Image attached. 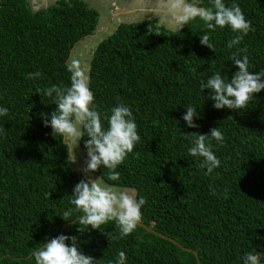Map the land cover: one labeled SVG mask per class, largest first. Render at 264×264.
I'll return each mask as SVG.
<instances>
[{
    "label": "trees",
    "instance_id": "1",
    "mask_svg": "<svg viewBox=\"0 0 264 264\" xmlns=\"http://www.w3.org/2000/svg\"><path fill=\"white\" fill-rule=\"evenodd\" d=\"M235 2L251 22L239 47L251 71H259L264 0ZM200 4L208 6L209 0ZM98 20L99 11L85 0L40 8L29 0H0V105L9 108L0 117V264H35L32 252L46 239L80 235L58 214L74 209L73 186L89 176L43 125L38 114L56 105L45 104L51 98L42 100L35 90L70 83L65 61L80 39L95 32ZM202 32H209L214 49L200 43ZM234 35L228 27L208 30L198 18L179 31L147 18L120 23L93 49L94 102L101 112L118 102L129 105L141 137L118 166V181H108V169L93 174L143 196L140 223L153 229L139 224L121 237L109 222L103 233H84L80 246L96 264H108L119 251L127 264H242L243 254L256 250L264 257V90L237 111L215 109L206 100L209 90L199 89L212 73L229 79L236 70L229 60L236 47L226 46ZM35 71L39 78L25 79ZM183 104L199 108L198 127L182 120ZM217 126L225 138L223 144L213 141L221 164L205 175L201 158L187 155L186 148L198 134L193 132ZM80 147L84 150L83 140Z\"/></svg>",
    "mask_w": 264,
    "mask_h": 264
},
{
    "label": "clouds",
    "instance_id": "2",
    "mask_svg": "<svg viewBox=\"0 0 264 264\" xmlns=\"http://www.w3.org/2000/svg\"><path fill=\"white\" fill-rule=\"evenodd\" d=\"M159 7L162 15L156 14L158 23H166L175 31L198 18L208 30L228 27L236 33L226 45L228 49L236 47L229 59L236 70L229 79H225L220 71L212 73L200 80L199 89L201 93L205 89L209 90L206 100H211L215 109L245 110L255 99V94L264 90V69L251 71L249 57L239 47L243 37L251 30V22L245 18L239 4L235 0L231 5L225 0H209L208 6H201L200 0H161ZM199 37L202 45L214 49L209 40V32L199 33ZM65 68L70 73L68 85L51 84L35 90L41 94L42 100L44 97L51 98V102L45 104L56 105L50 113L41 111L38 115L43 125L51 128L52 135L60 137L69 161H76L77 149L83 140L86 151L83 171L86 176V173L108 169V181H118V166L141 139L133 111L129 105L118 102L107 112H101L94 102L89 76L80 66V61L69 55ZM40 76L39 71L29 72L25 74V79ZM183 106L186 111L182 120L186 126L198 127L196 119L201 116V112L197 105ZM8 112L7 106L0 105V117L6 116ZM193 133L198 134L190 137L186 153L201 158L199 167L206 169L205 175L211 174L221 164L213 151V141L223 144L224 134L219 126L212 127L208 133ZM210 190L215 192L211 185ZM71 194L70 203L75 206L74 209L69 208L58 215L65 221L71 220L80 235L61 233L46 239L41 247L32 252L35 264H96L97 259L82 250L81 235L94 229L103 233L105 225L114 222L119 235L125 237L142 220L145 198L134 191L105 182L102 174L90 179H80L73 186ZM73 212L80 214L72 215ZM106 235L109 237V233ZM241 260L242 264H264L261 251L257 250L245 252ZM108 264H127L125 252L119 251Z\"/></svg>",
    "mask_w": 264,
    "mask_h": 264
},
{
    "label": "rangeland",
    "instance_id": "3",
    "mask_svg": "<svg viewBox=\"0 0 264 264\" xmlns=\"http://www.w3.org/2000/svg\"><path fill=\"white\" fill-rule=\"evenodd\" d=\"M33 8L49 6L57 0H29ZM90 6L95 7L99 11L98 26L95 32L89 36L80 39L74 45L70 55L80 61V66L85 69L89 76L90 59L92 51L96 45L120 24L132 22L140 19H159L158 15H162L159 7L161 0H85ZM166 27L174 30L166 23L160 22ZM76 163L80 169H84L86 163V152L79 148L76 153ZM90 178L95 177L93 172L86 173ZM129 191H133L128 189Z\"/></svg>",
    "mask_w": 264,
    "mask_h": 264
},
{
    "label": "water",
    "instance_id": "4",
    "mask_svg": "<svg viewBox=\"0 0 264 264\" xmlns=\"http://www.w3.org/2000/svg\"><path fill=\"white\" fill-rule=\"evenodd\" d=\"M88 179H90L89 177H87ZM140 225H143V226H145L147 229H149V230H153L152 229V227H149V226H146L145 224H143V223H140ZM200 264V263H199Z\"/></svg>",
    "mask_w": 264,
    "mask_h": 264
}]
</instances>
